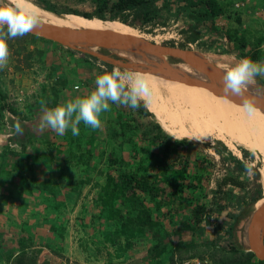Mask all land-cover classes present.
I'll use <instances>...</instances> for the list:
<instances>
[{
  "label": "rangeland",
  "instance_id": "1",
  "mask_svg": "<svg viewBox=\"0 0 264 264\" xmlns=\"http://www.w3.org/2000/svg\"><path fill=\"white\" fill-rule=\"evenodd\" d=\"M31 1L39 5L35 0ZM218 1L225 13L211 20L203 17L201 6H189L185 0H153L161 9L163 23L148 26L146 29H150V33L137 30L159 44L196 53L214 54L210 60L205 61L213 71L224 74L227 67L234 66L244 55L235 48L238 40H246L249 53L258 51L260 61H264V0ZM51 3L59 15L70 13L69 9L82 13L94 12V5L90 0H52ZM92 21L116 35L115 30L119 24L116 20L111 22L93 17ZM7 43L8 63L0 69V83L7 86L8 92L3 94L0 91V121H4L2 117L7 114L13 115V118L3 128L0 127V166L11 149L6 150L5 144L22 146L25 142L30 144L38 139L45 148L46 157V162L41 165L36 162L40 171L38 178L42 181L47 175L54 177L60 173L62 180L51 182V187L48 188L43 182L33 181L34 176L25 172L23 176L29 181H24V189L16 187L12 192L17 191L16 195L21 192L27 201L22 208L18 207L16 214L14 207L11 208L14 217L12 223L9 222V210L2 204L8 192L0 194V214L2 213L3 218H0V264H12L22 245L28 247L29 256L37 260V264H126L136 259L140 260L138 264H172V257L179 262V259L192 253H198L200 257L197 258H208L212 262L224 257L228 264H235L238 259L245 258L243 254L233 255L220 248L229 246L226 231L230 228V223H234L231 241L244 253L250 252L243 244L246 241L243 237L244 229L248 222L244 225L241 219L247 221V216L258 208L257 204L261 200L254 205L249 195L245 194L248 203L245 200L244 204L236 205L233 199L230 202L233 206L223 208L221 205L225 206L227 202L219 200L218 205V185L225 174H235L241 179L254 177L253 184H264V134L239 132L242 136L244 134L243 138L253 145L256 152L252 153L250 160H246L242 154V150L246 149L237 146L242 154L238 157L220 141L223 135L234 139L230 136L232 132H236L233 127L223 130L169 127L157 121L148 109L146 110L150 114H145L142 110L144 115L139 110L111 103V110L101 114L102 123L98 129L92 130L81 123L79 136H73L71 129L63 136L51 129L39 131L35 124L31 126L35 122L34 113H38L40 109L39 102L44 100L48 107H55L69 99L84 96L88 89L91 92L95 88L96 77L100 75L99 62L102 61L29 33L10 39ZM96 51L106 55L103 50ZM162 57L166 61L176 62L175 59ZM120 68L122 71L138 72ZM255 81L264 90V79L256 77ZM176 83L179 89L210 91L180 81ZM78 86L87 91L79 94ZM25 97H28L27 102ZM15 98L18 100L14 101ZM16 102L25 103L18 107ZM17 107L21 112H14ZM35 109L37 110L34 111ZM17 121L23 128V134L15 131ZM120 123L126 124L124 135L121 134ZM157 123L163 128V137L191 143L187 158L180 151L179 159L173 154L162 158V144L152 140L157 133ZM7 126L13 131L11 137L8 136ZM29 127L33 133L25 132ZM39 134L42 136L38 137ZM40 145H33L35 150H30L31 153L41 152L43 149ZM219 151L233 162L243 160L258 174L251 170L236 173L230 171V168L226 169L223 163H219ZM155 157H158V162H163V166L152 165L151 161ZM47 161L49 167L45 164ZM140 161L150 165L147 173L154 177L159 194L154 200H149L146 195L139 193L138 208L132 207L128 201L125 204L116 201L112 210L114 213L120 211L121 217L115 215L110 220L105 209L102 216L96 208H101L98 200L102 196L100 188L106 183L104 175L109 173L117 178L122 171L134 172ZM101 176L104 177L103 182L99 181ZM67 181H73L72 185L68 186ZM37 184H40L38 189ZM29 186L33 189L29 190ZM75 187L80 191L77 199L75 196L72 199L61 196L63 191ZM233 191L238 197L243 196V191L237 188ZM62 197L65 199H61ZM81 197L84 199L81 200ZM13 203L9 201L11 206ZM198 206L203 207V210L202 221L196 226V232L182 231L177 234L178 230L183 229L185 221H193V211ZM141 208L151 212L157 225L141 229L139 221L129 224L128 220L137 219ZM103 217L104 222H101ZM155 232L163 238L166 252L153 258L151 249L157 242ZM183 243L191 246L180 247ZM258 260L256 256L253 259L254 262Z\"/></svg>",
  "mask_w": 264,
  "mask_h": 264
},
{
  "label": "trees",
  "instance_id": "2",
  "mask_svg": "<svg viewBox=\"0 0 264 264\" xmlns=\"http://www.w3.org/2000/svg\"><path fill=\"white\" fill-rule=\"evenodd\" d=\"M39 5L43 6V8L47 11L57 13L54 5L51 3L52 0H35ZM85 0H80V2H83ZM92 5H94V12L92 13H82L77 10H70L71 14L74 15H81L83 16V19L86 21H91L93 17L105 20V21H119L126 25L132 26L136 29L147 31L148 33L152 32L150 29H146L148 26H155L163 23V16L161 15V12L156 4L152 0H90ZM186 3L189 6L192 7H202L203 11V17L205 19H211L221 16L225 13V10L220 5L218 0H185ZM168 8V7H167ZM28 35V34H26ZM260 43V42H259ZM258 43V44H259ZM246 40H238L237 44L235 45L236 50H243L246 47ZM72 51V50H70ZM258 51L253 52L251 55V59L254 60L258 57ZM89 57V56H88ZM87 56L86 59L90 60ZM101 63L103 68L100 66V75L104 72H110L113 68L112 65H109L105 62H99ZM79 87V86H78ZM77 87V89H78ZM145 111V114H150L143 106L139 109L140 114H144L143 111ZM144 114V115H145ZM120 116V115H119ZM125 123H120V126L122 128V133L125 134ZM157 133L153 135L152 140L155 142H159L162 144V158L163 156L165 158L169 157L170 154L176 155V159H179L178 152H183V155L185 153V157L188 156L189 147L191 146V143L186 140H173L170 137H163L162 127L159 123L155 126ZM152 131L154 130L151 128ZM237 135L239 132L236 133ZM220 155V164L223 163V167L226 166V169H231L230 171H236L237 172H244V171H250L252 169L251 166L246 165L244 161H231L230 158L226 157L224 153L218 152ZM242 154L246 159H251L252 154L249 153L246 150H242ZM157 158V159H156ZM213 159V158H212ZM116 163V161H113ZM152 165L156 167V165L163 166V162H158V157H155L151 161ZM150 163V164H151ZM150 165H144L141 163V161L138 163V166L134 172H127L122 171L120 172L119 176L117 178H113L111 175H108L106 177V183L101 187L102 196L98 200V204L101 207V213L102 216L104 215V209L108 213V218L113 219L115 215H119L121 217L120 211L113 212V208L115 206L116 201H119L120 203H131V206L134 208H138V203L140 201L139 193H142L148 197L149 200H154L156 196L159 194L158 187L156 186V183L154 182V177L152 175H149L147 172L149 170ZM186 166V164H185ZM247 166V167H246ZM186 169V168H185ZM166 170V169H164ZM185 173V170H183ZM140 173V174H139ZM256 174V173H255ZM185 175V174H184ZM183 175V178H184ZM257 175V174H256ZM197 178L200 180L201 177L197 176ZM73 181L70 182L72 185ZM69 184V185H70ZM247 185L246 181H243L242 179H239V177L235 174H225L223 178L221 179V182L218 185V192H219V198H218V205L220 201L226 200L227 204L230 205H221L223 208H227L229 206H233L232 202L233 199H235V204L239 205L240 203L244 204L245 202V195L239 197L234 194L233 189L235 187H240L242 189ZM228 187H232L230 191H226ZM75 187L72 188V194L74 193L77 197L79 196L78 193L80 191ZM262 191L261 186L257 185L255 190L253 189V195L251 198V201H257L260 199V192ZM227 192V193H226ZM228 194V196H227ZM220 200V201H219ZM232 204V205H231ZM222 208V209H223ZM202 210L203 207L198 206L193 211V221H185L183 223V229L178 230L177 234H181L182 231H189V232H196V226L200 224L202 221ZM101 218V217H100ZM123 218V217H122ZM232 218V216H231ZM136 221H139V228H153L157 223L152 219L151 212L145 208L140 209V213L138 214L137 219L131 221L128 220L129 224H132ZM195 225H194V224ZM246 223V220H243V224ZM230 228L226 231V235L228 236L227 240H229V246L220 248V250H223V252L231 253L233 255L239 253L243 254L245 258L238 259L235 264H264V260H258L256 262L253 261L255 254L253 252H246L244 253L242 250L238 249L235 244L231 241V238L233 236V225L234 223H230ZM124 225V223L122 224ZM222 227V226H220ZM243 229L241 225V230ZM154 237L156 238V244L151 249V253H153V258L158 257L166 252V245L164 244L163 238L159 235L158 232L154 233ZM181 237V235L179 236ZM216 243V242H214ZM214 245V244H212ZM182 246H191V244H181ZM218 249V248H217ZM198 253H192L188 254V256H185L183 259H179L178 261L181 262L184 259L194 258L198 257ZM200 257V256H199ZM33 257L29 256V249L28 247H24L23 245L19 248V253L15 256V259L12 264H37ZM217 261V262H216ZM172 264H177V260H175L172 257ZM214 264H228L227 261H225L224 257L218 260L213 261Z\"/></svg>",
  "mask_w": 264,
  "mask_h": 264
},
{
  "label": "clouds",
  "instance_id": "3",
  "mask_svg": "<svg viewBox=\"0 0 264 264\" xmlns=\"http://www.w3.org/2000/svg\"><path fill=\"white\" fill-rule=\"evenodd\" d=\"M25 12L23 0H0V69L8 63L7 41L28 34L36 23ZM258 76H264V62L242 58L234 66L226 68L223 91L226 96H244L247 87ZM152 95L144 74L122 71L119 66H113L110 72L106 71L96 77L94 90L86 96L69 99L55 107H48L47 102L41 100L38 129H51L60 136L71 129L73 136H79L81 123L92 130L101 127V114L111 110L110 103L133 110H139L142 106L148 109ZM242 107L249 116L256 111L250 99H245ZM15 131L23 134L19 121Z\"/></svg>",
  "mask_w": 264,
  "mask_h": 264
},
{
  "label": "bare ground",
  "instance_id": "4",
  "mask_svg": "<svg viewBox=\"0 0 264 264\" xmlns=\"http://www.w3.org/2000/svg\"><path fill=\"white\" fill-rule=\"evenodd\" d=\"M23 7L26 9L25 15L30 14L33 20L44 25H57L64 29L112 34L93 21H86L82 17L70 13L59 15L47 11L31 0H23ZM116 36L121 37L120 35ZM112 51L131 63L144 66L148 65L149 60L155 59L149 53L142 54L141 52L125 49H114ZM175 68L184 76H201L197 68L189 61L177 63ZM213 72L218 78L217 82L224 85V73ZM136 73L144 74L152 89L153 95L148 110L155 116L157 121L169 127H206L219 130L233 127L234 131L240 133L264 134V111L256 106H254L255 109L257 108L254 114L249 116L242 107L243 103L241 102L232 101L211 91L179 89L175 79H166L152 73ZM255 82L249 85L246 91L256 93L258 97H263L262 90ZM260 200L261 202H258V208L256 209L264 206V197ZM243 237L246 239V241H243L244 247L249 248V241L244 235Z\"/></svg>",
  "mask_w": 264,
  "mask_h": 264
},
{
  "label": "water",
  "instance_id": "5",
  "mask_svg": "<svg viewBox=\"0 0 264 264\" xmlns=\"http://www.w3.org/2000/svg\"><path fill=\"white\" fill-rule=\"evenodd\" d=\"M28 33L53 41L63 47L96 57L112 66L143 73H152L166 79H175L188 85L205 87L216 95H221L236 102L244 103L245 99H250L254 106L264 111V96L258 97L256 93H249L248 91H245L244 96H226L223 91L224 85L217 82L218 78L214 75L205 59L190 50L159 44L151 40L125 36L119 37L106 32L64 29L57 26L44 25L40 22H36ZM96 49L105 51L106 55L97 52ZM114 49L137 51L142 54L149 53L155 59L149 60L146 66L135 64L118 56L112 51ZM161 56L175 59L176 62L165 61ZM185 61L193 63L201 76H184L175 68L177 63H184ZM259 88L264 94V90L261 87ZM244 230V236L250 243V247L246 249L253 252L259 260H264V206L260 209H255ZM139 262L140 260L136 259L126 264H138ZM74 264L80 263L74 262Z\"/></svg>",
  "mask_w": 264,
  "mask_h": 264
},
{
  "label": "crops",
  "instance_id": "6",
  "mask_svg": "<svg viewBox=\"0 0 264 264\" xmlns=\"http://www.w3.org/2000/svg\"><path fill=\"white\" fill-rule=\"evenodd\" d=\"M111 22H113V21H111ZM117 22L120 25L117 24V28L115 30L116 31L115 32L116 35L121 34V35H123L125 37H132V38H138V39H143V40H151L150 38H147V35L140 33L136 28H134L132 26H129V25H126V24H124L122 22H119V21H117ZM113 26H114V24H113ZM248 46H249V44H246V47L243 50H237V52L241 51L244 54L242 56V58H250L251 55L253 54V52L256 51L255 50V51L249 53ZM200 53H198V54L200 56H202L206 60H210L211 59V56L214 55V54L208 53V52L207 53L200 52ZM253 61H260V57L258 56ZM260 62H264V61H260ZM257 78L264 79V76H258ZM0 84H2V83H0ZM6 87L7 86H4L2 84V86L0 88V91H2L3 94H4V92H8L7 89H6ZM77 90H79L77 92H79V94H81L82 91H83V88L80 89V87H78ZM86 91H83V92H86ZM88 92H90L89 89H88L87 93H85L84 96L88 95L89 94ZM81 97H83V96L81 95ZM27 98L28 97H25V102H27ZM15 100L17 101L18 98L17 99L15 98L14 101ZM25 102H23V103H17L16 102L15 104H16V106L19 107V105H23ZM18 107L16 109H14V112L15 113H17V112L20 111V109ZM36 110L37 109H35L34 111H36ZM5 111H8V110H5ZM8 115H10V114H7L6 116L2 117L4 121H2V120L0 121V127L3 128L5 125H7L8 124L7 120H9V122L12 120L13 115H11V116H8ZM34 115H35V119H34L35 122H32L31 123V126H33V124H35L36 126H38L39 125V117L41 115L40 109H39L38 113H34ZM10 117H11V119H10ZM7 130H8V134H10L9 137H11L13 131L10 130V127L9 126H7ZM25 132H27V133L28 132L33 133L31 127H29L28 129H25ZM236 133L237 132H232L231 135H230V136H233L234 139H232V137H230L228 139L227 138V135L226 136L223 135L222 136V139L220 141H222L233 152V154H235L238 157L242 156V154H241L240 150L237 148V146H240V147L248 150V152L251 153V154L252 153H256L253 145L250 142H248V140L246 138H243L244 134L242 136L240 133L238 135ZM208 135L211 136L210 133H208ZM41 136L42 135L39 134L38 137H41ZM42 140H43V138H42ZM42 140H41V142H42ZM206 140L208 141L209 139L206 138ZM5 145H6L5 146V149L6 150L7 149H10V148L11 149H10L8 155H7V159H4L3 160V163L0 166L1 167L0 170H2V171H0V174H1L0 175V194H3L5 192H8L7 197L4 198V201H2V204H3V206H5L4 208H6V209L9 210V212H8V214H9L8 217L10 218L9 219V222L12 223L13 222L12 219L14 217H13V213L11 212V211H13V210H11V208L14 207L15 214H16L18 212V207L22 208V205L24 206L25 205V202L27 201V199L25 197H23V195L21 194V192H18L19 195L18 194L16 195V192L17 191L15 193L12 192L13 190L16 189V187H21L22 190L24 189L22 186L25 185V182L27 180L23 176V174H26L25 172H27V173H29V174H31V175L34 176L33 181L43 182V184L48 185V188L51 187L50 186L51 182H59L60 180H62V178L59 175L60 173L58 175H55L54 177H50L52 175H50V176L47 175L45 179L44 178L42 179V181H40L41 179L38 178V176H40V174H39L40 171H39V167L36 166V162H37V164H40V165L42 163L46 162V160H45V158H46L45 157V150H44L45 148H44L43 145H40V142H39L38 139H37V141H32V143L30 142V144L27 143V142H25V144L22 145V146L21 145H19V146L18 145H12V144H8V143L5 144ZM33 145H38V146L40 145L41 149H43V150L41 152L39 151L38 153H36V151H35V153H34V151H32V153H31L30 150H32V149L35 150V147H33ZM0 152H1V147H0ZM10 152H11V155H10ZM246 160H248V159H246ZM45 164H47V166L49 167V161H47V163H45ZM143 164L145 165V163H143ZM252 171L254 172V168L253 167L251 169V172ZM254 173H256V171ZM260 173H261V171H260ZM256 174H258V173H256ZM108 175H110V174L108 173V174H105L104 175V177H105V181L104 182H106V177ZM111 176H113V175H111ZM104 177L101 176L99 178L100 179L99 181L103 182V180H104L103 178ZM239 179H241V178L239 177ZM96 180H98V179L96 178ZM242 180L243 181H246L247 185L245 187H243L242 189H240V187L239 188L238 187H235V189L237 188L239 191H243L244 192L243 195L248 194L249 195V199L251 200L252 195H253V188H254V190L256 188V187H254V186H256V182H255V184H253V182H254L255 179H254V177H251L250 179L249 178H242ZM27 181H29V179ZM67 182H68V186H69L70 182H72V181H67ZM36 183H38V182H36ZM263 183H264V181H263ZM39 185L40 184H37L36 185L37 189H38V186ZM29 187H30L29 190L30 189L31 190L33 189L32 186H29ZM228 188H232V187H228ZM261 189H262V191L259 194L260 199L263 198L262 196H264V184L261 186ZM29 190H27V193L29 192ZM95 191H96V189H95ZM95 191L93 190L92 193H94ZM25 193H26V191H25ZM78 194H80V193H78ZM63 195H65V197L68 198V199H72L74 196H75V199L78 198L76 195H74V193L72 194V189H69V188H68L67 191H63V193H61V196H63ZM61 199H65V198L62 197ZM82 199H84V198L81 197V200ZM245 200L248 203V198L245 197ZM259 200L254 201L253 202L254 205H256V203ZM9 201L10 202H14L12 204V206H11V204H9ZM246 201H244V202H246ZM245 206H247V205H245ZM98 210L101 212V209L100 208H96V211H98ZM253 212H250V214L247 216L246 223L249 221L250 216L253 214ZM1 215H2V213L0 214V218L2 220L3 218H2ZM244 218H246V217H244ZM103 220H104V217H103V219H102L101 222H104ZM242 220H244V219L242 218L241 221Z\"/></svg>",
  "mask_w": 264,
  "mask_h": 264
},
{
  "label": "built area",
  "instance_id": "7",
  "mask_svg": "<svg viewBox=\"0 0 264 264\" xmlns=\"http://www.w3.org/2000/svg\"><path fill=\"white\" fill-rule=\"evenodd\" d=\"M101 67L103 68L104 66L101 65ZM9 135L10 134H8V136ZM177 264H214V263L208 258H197V257H194V258H190L188 260L177 262Z\"/></svg>",
  "mask_w": 264,
  "mask_h": 264
},
{
  "label": "flooded vegetation",
  "instance_id": "8",
  "mask_svg": "<svg viewBox=\"0 0 264 264\" xmlns=\"http://www.w3.org/2000/svg\"><path fill=\"white\" fill-rule=\"evenodd\" d=\"M82 18H83V16H81ZM91 21H92V19H91ZM90 22V21H89ZM97 24V23H96ZM30 34V33H29Z\"/></svg>",
  "mask_w": 264,
  "mask_h": 264
}]
</instances>
